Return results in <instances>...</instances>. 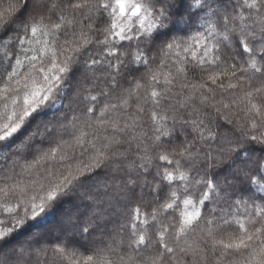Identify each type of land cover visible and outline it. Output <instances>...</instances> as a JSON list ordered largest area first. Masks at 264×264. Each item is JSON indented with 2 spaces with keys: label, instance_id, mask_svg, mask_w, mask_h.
Listing matches in <instances>:
<instances>
[{
  "label": "snow or ice",
  "instance_id": "6c2138e0",
  "mask_svg": "<svg viewBox=\"0 0 264 264\" xmlns=\"http://www.w3.org/2000/svg\"><path fill=\"white\" fill-rule=\"evenodd\" d=\"M13 11L10 6L9 17ZM3 16L0 13V147H11L15 134L38 110L67 100L75 107L71 118L64 119L74 128L81 125L73 135L75 146L92 152L87 163L76 162L75 171L69 163L67 175L49 171L47 184L36 180L21 186L18 181L0 188V211L13 225L0 219V264H40L46 249L25 243L8 246L15 228L28 221L34 228L44 226L59 203L78 196L90 181L96 190L88 196L90 216L83 222L77 217L72 226L82 236L106 230L107 209L118 212L124 222L107 233L108 243L92 255L76 260L72 252L73 264H136L132 253H142L153 243L156 254L148 264H172L189 254L206 261L205 249L188 243L189 234L197 230L216 264H264V147L257 154L251 146H264V99H253L264 93V81L238 98L247 102L250 129L235 140L218 132L222 125L211 113L188 110L197 92L200 104L209 106L210 96L201 91L215 96L209 81L217 85L227 77L228 91L264 78V0H32L29 17L18 25ZM197 70L207 73V80L191 84L189 73ZM177 85L192 92L173 104ZM217 103L230 107L223 98ZM144 114L150 121L148 131ZM92 118L113 129L99 145L98 138L87 139L84 130L92 127ZM225 120L235 123L230 117ZM54 131L45 127L48 136ZM56 151L44 155L54 160ZM69 159L67 152L60 156L61 161ZM224 159L229 163L218 168ZM98 169L113 172L121 181L114 187L122 194V208L119 202L113 205L110 185L96 179ZM17 190L20 195L13 203L8 196ZM101 195L108 198L107 208L100 207ZM144 195L153 201L144 205ZM133 203L135 208L130 207ZM145 207L151 211H142ZM33 242L38 244L40 237ZM66 247L58 242L52 250L65 259Z\"/></svg>",
  "mask_w": 264,
  "mask_h": 264
},
{
  "label": "trees",
  "instance_id": "16d2710c",
  "mask_svg": "<svg viewBox=\"0 0 264 264\" xmlns=\"http://www.w3.org/2000/svg\"><path fill=\"white\" fill-rule=\"evenodd\" d=\"M10 6L15 9V11L11 12V17H9ZM31 8L32 0H0V13H4L3 19L7 20L11 18L17 22V25L19 20H25L29 17ZM45 22L47 23V19ZM22 71H26V69ZM239 74L240 73L238 72L237 75ZM207 75V73H201L198 70L190 72L189 82L191 84H199L202 80H207ZM129 80H131V77H129ZM262 81H264V78L258 77L251 81L250 86L246 83L243 89L238 87L237 89H229L228 91H225L229 83L227 77L219 80L217 85H212L209 81L208 86L214 90L215 96L212 97V93H208L206 90H201L204 94L210 96L211 99L209 101V106L204 107L200 104V92H197L193 97L188 110L190 111L192 107H197L202 108V111L204 112L211 113L212 117L217 118L215 122L222 125V127L218 129V132L222 135H226L228 139L235 140L238 136H241L244 131L250 129L249 119L245 116V111L248 107L247 102H241L238 98H242L244 92L254 91L255 88L260 87ZM220 83L224 84V89L218 86ZM0 87H2V85H0ZM100 87H104V85L101 84ZM124 87H129V85L125 84ZM191 92V88L181 90L179 85H177L173 89V98L170 102L175 104ZM233 92L235 93V96L230 95V93ZM221 98H223L225 103H229L230 107L228 109H223L222 106L217 103ZM233 99H237L235 105L231 104ZM253 99L255 102H260L261 99H264V93L254 95ZM112 102L115 103L117 101L114 99ZM3 103V101H0V110H2ZM211 104H216V107H220L221 111L217 113L216 107H212ZM74 107L75 105L70 107L67 100H58L50 107H43L34 114L31 123L27 127H22V129L15 134V140L11 147H0V188L10 187L18 181L22 182L21 186L31 185V182L36 180H40L47 184L48 180L45 178L48 177L49 171L54 172L56 176H59L60 173L67 175V165L69 163L72 164V170L75 171L77 161L82 160L84 163L88 162V157L91 154L92 149L89 148L88 151L85 152L83 148L75 146L73 140V135L79 134L78 129L81 125L78 123L74 128L72 124L69 123V120L64 119L66 115L69 119L71 118L72 108ZM133 110L134 109H128L130 112ZM77 114L80 115L81 120L85 119L82 113L77 112ZM96 114L98 115V112ZM185 115H187V112H185ZM225 117H230L235 123L227 124ZM143 122L145 124V131H148L150 121L147 114H144ZM122 123L123 117H121V124ZM91 124L92 127L85 128L84 130L89 134L87 139L98 138V145L103 142V137L113 134V129L110 125H99L96 123L95 118H92ZM61 125H64L67 131H65ZM45 127L49 130L55 129L52 136L47 135ZM37 131L39 134H36L33 139L29 140V137L34 133H37ZM149 134L151 133L149 132ZM121 138H123L122 134ZM22 141L26 143L22 144ZM65 141L71 142L74 146L69 147L68 144L64 143ZM222 143L227 147L226 142ZM28 144H30L31 147L27 146ZM251 146L256 149L257 154L261 147H264L259 143H253ZM18 148L19 151H17ZM52 148L57 149L56 159L54 160L45 157L44 155V153H48ZM65 152H67V155L71 157V159L61 161L60 156ZM227 163H229V160L224 159L217 167L222 168ZM105 172H107V175H105ZM96 173L97 180L107 182L110 185L108 192L113 198V205L115 206L117 202H119V206L122 208L124 203L120 200L122 194L117 193L114 187L121 181L114 178L115 174L107 169H98L96 170ZM87 174L88 173H86V175ZM51 178L52 177H48V179ZM90 189L91 193L89 191ZM32 190L33 189L29 187L28 191L31 192ZM95 191L96 190L92 187V182L90 181L84 188L79 190L78 196L65 198L63 202L59 203L55 212L49 214L44 226L34 228L32 227L34 222L28 221L23 227H16L8 241V246L12 247L25 243L26 246L27 244H31L32 249H46V252L41 253L39 256L40 264H73V258L70 255L72 252H75L76 260H81L82 257L92 255L97 248L103 247L104 244L108 243L109 237L107 233H111L124 222V218L118 212L113 211V209H107L109 215L105 219L110 222L107 224L106 230H97L90 235L82 236L79 229L72 226L77 217H80L81 222L89 218L90 209L88 205L91 204V200L88 199V196L90 194L94 195ZM136 194L137 196L141 195L139 188L136 189ZM19 195V190H17L15 195L9 193L8 199L15 203ZM3 198V193H0V201H2ZM98 199H103L104 201L100 207L107 208L108 198L101 195ZM151 201H153V196L144 195L142 201L144 205H148ZM136 206V203L130 205L131 208H135ZM142 211H151V208L145 207L142 208ZM176 215H178V213H176ZM0 219L8 221L7 226H13L8 215L2 211H0ZM165 222L167 223V221ZM36 236L40 237V242L38 244L33 242ZM57 238H59V241ZM68 241H71V243H67ZM58 242H65L67 244L66 253L68 256L65 259H61V257L58 254H55L52 250L53 245ZM188 243L192 244L193 247L199 244L200 247L204 248L207 257L206 261H201L198 257L194 259L191 254H189L186 256L181 255L179 259L174 260L172 264H216V257L211 252L210 247L203 238V234L199 230L189 234ZM156 247L157 245L153 243L142 253H132L136 264H148V258L156 254L154 251ZM123 251L130 250H122V254ZM31 259L33 261L36 259L34 252ZM113 259H116V257H113ZM125 259H127V256ZM228 259L230 260L231 258Z\"/></svg>",
  "mask_w": 264,
  "mask_h": 264
}]
</instances>
